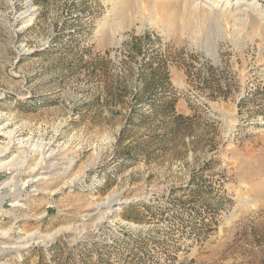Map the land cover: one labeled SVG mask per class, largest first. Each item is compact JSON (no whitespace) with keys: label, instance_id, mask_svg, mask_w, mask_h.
I'll return each instance as SVG.
<instances>
[{"label":"rangeland","instance_id":"rangeland-1","mask_svg":"<svg viewBox=\"0 0 264 264\" xmlns=\"http://www.w3.org/2000/svg\"><path fill=\"white\" fill-rule=\"evenodd\" d=\"M132 14L0 0V196L20 191L0 200V264H264V43L249 22ZM150 62L176 120L151 114L160 89L134 99Z\"/></svg>","mask_w":264,"mask_h":264},{"label":"bare ground","instance_id":"bare-ground-1","mask_svg":"<svg viewBox=\"0 0 264 264\" xmlns=\"http://www.w3.org/2000/svg\"><path fill=\"white\" fill-rule=\"evenodd\" d=\"M111 1H112L113 10L117 11L121 16H123V18H125V15H127L128 13L131 14L133 13L132 16L134 19L135 17L137 18L139 15H142L146 11H148L150 13V16L157 20L156 24L159 25L161 24L164 30L169 33L174 32L175 27L173 25L176 20H179V17L182 14L184 17L187 15L188 18L191 20H193L194 18L199 19L201 24H206L209 21L216 20L217 25H220L226 22V20L228 19L236 20L241 24L243 23L245 24L249 22L251 26L250 28L251 30L247 35L250 38V41L252 42V39L258 38V40H261L262 43H264V27H262L260 23H258L259 22L258 20L251 19L247 13V8H248L250 10L255 11L256 13L255 12L253 13H255V15L257 14L259 19L260 17L262 18V16L264 15V11L260 9V7L255 1H250V2L241 1V0H235V1L233 0H111ZM182 3L185 4V8L183 10H182ZM134 25L135 23L133 22V20H129L126 24H124V26L122 25L123 27L121 32L131 29ZM189 25L190 26L193 25L192 21L188 22V24L183 25L182 28L186 26V28L189 30L190 29ZM121 32L119 33V36H122ZM222 33L219 31L216 34V37L213 38L212 40L210 46L211 52L210 51L209 52L212 54L213 57L216 56L218 43L227 37V36L225 37L224 33L223 34ZM121 40L122 38L120 37L116 39L115 43L118 45L121 42ZM50 158L51 157L47 155L43 159H38L39 161L36 163L35 167L31 169L29 174H32L34 170L38 167L40 169H43V165H45L47 169H50L53 166L51 164H48ZM260 168H262V166ZM255 176H256L255 179L250 178L251 181L248 187H250V189L255 193H259L261 192L262 184L264 183V170L261 171L260 174H256ZM254 180L257 182H255ZM12 186L13 188H10L4 196L2 197L0 196V200L7 198L10 200L17 201V199L20 198V191L17 189L15 181L12 182ZM244 208H245V204H242L241 202L237 204L233 208V211L230 213L229 217L226 218L225 223L228 225V223L232 222L240 213H242Z\"/></svg>","mask_w":264,"mask_h":264},{"label":"trees","instance_id":"trees-1","mask_svg":"<svg viewBox=\"0 0 264 264\" xmlns=\"http://www.w3.org/2000/svg\"><path fill=\"white\" fill-rule=\"evenodd\" d=\"M150 73L147 77V79H142L143 86L142 88L135 93L134 99L135 101H140L139 99L143 96L148 94L151 91H154L155 89H160V95L159 97H150L149 99V109L151 110V114L156 112H163L168 111L167 116L170 118L176 120L180 118L179 115L175 114L174 111V103L175 98L173 97V91L169 86L168 79H157L159 74L164 75L167 78V73L165 72V69L163 67H160V63H157L155 66L150 62ZM160 72V73H159ZM122 134V133H121Z\"/></svg>","mask_w":264,"mask_h":264}]
</instances>
